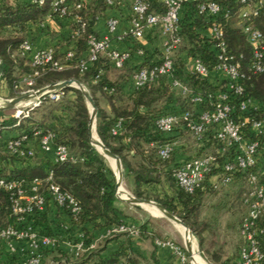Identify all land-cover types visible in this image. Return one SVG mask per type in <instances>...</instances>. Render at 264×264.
I'll list each match as a JSON object with an SVG mask.
<instances>
[{
  "label": "trees",
  "instance_id": "16d2710c",
  "mask_svg": "<svg viewBox=\"0 0 264 264\" xmlns=\"http://www.w3.org/2000/svg\"><path fill=\"white\" fill-rule=\"evenodd\" d=\"M58 1L47 0L43 6H38L32 0L30 2L2 0L0 3V82L9 90V97L15 96L12 92L13 82L23 75L32 74L34 70L30 65L31 54L22 56L19 46L27 40L35 50L30 40L33 28L47 30V22L60 24L65 21L69 28L65 41L72 44V47L65 51H61L63 45L51 49L54 60L58 61L64 69L43 74L36 80L33 90L65 80H76L83 84L96 107V134L105 148L119 158L124 178L131 186L134 196L138 199L151 200L177 217L197 239L199 249H202L207 241H210L212 245L219 244L218 235L215 232L216 223L203 222L200 219L201 201L210 192L217 193L228 188L230 192L223 198L222 205L218 208H231L230 204L233 201L232 203L230 201L233 199L246 209L243 199L248 176L251 172L264 169V133L255 137L248 125L243 127L246 139L251 141L256 139L259 142L258 165L253 170H236L230 175V181L224 185H220L221 179L228 175L221 169V165L224 161L232 159L233 149L220 153L223 145L214 138L216 126L209 128L202 142L193 140L192 158L217 155L219 166L192 194H188L178 187L173 177L175 170L182 164L175 163V148L167 160H162L158 155L160 146L173 143L177 138L182 139L186 131L179 127L171 133L163 134L155 129V121L166 114H180L184 110L199 113L212 108L209 104L211 101L192 104L188 96L181 95L180 91L172 86L171 79H177L185 84L192 94L211 95L213 103L217 102L214 97L216 93L227 92L233 109V118L236 121L264 117V73L248 74L251 49L242 35L240 26L237 25V16L242 5L234 0H214L220 6V14L207 16L198 12L196 3L183 4L179 11L181 44L174 55L172 76H160L127 93L120 82H127L130 78L133 79L139 70L158 64L161 50L149 53L142 43L127 39L125 42L131 43L132 51L144 57L145 61L142 65L136 69L127 68L128 60L121 68H115L109 59L100 55L86 71L81 72L76 65L79 60L87 57L88 38L90 36L99 38L93 30L95 22L98 18L104 17L107 10L118 7L120 0H63L61 6L67 8L64 16H60L54 10V3ZM124 1L130 9L129 0ZM149 4L150 9L156 13L161 14L166 10L165 5L159 0H149ZM78 5H80L79 8ZM248 23L254 25L264 36V5L259 14L256 17L252 16ZM214 24L223 31L227 51L243 56L242 71L247 78L241 81L243 92L240 95L228 91L227 78L215 69L217 50L215 41L209 36V31ZM77 31H79L78 34H76ZM139 50L142 51L141 54H138ZM69 51L73 53L71 58L66 57ZM128 52L131 56L132 52ZM194 58L201 60L209 71L208 77L202 78L188 70V64ZM110 73L116 75L115 79L109 78ZM62 91L64 95L59 101L43 102L54 104L53 109L48 112L50 124H46L43 117L39 124L26 123L27 120L24 119L22 123L14 127L15 119L11 118L8 126H5V122L0 119L4 139L15 133L16 136L26 134L29 138H32L35 131L40 132L39 137L51 133L52 145L65 146L71 158L64 163H55L41 155L38 149L35 150V156L20 158L10 154L4 149L3 144L0 148V158L5 167L1 168L0 177L31 180L36 177L45 178L48 173H52V182L58 185L61 191L71 195L79 204L80 212L73 218L67 210L59 208L47 198L43 212L32 217L31 223L41 234L57 240L54 248L44 250L45 262L47 264H155L154 255L151 256V262H144L135 253L126 254L121 250L107 258L101 256L105 245L117 239L118 236L133 238L128 237L126 233L108 236L96 248H89L76 258L73 255L70 257L59 247L61 239H68L71 243L81 239L88 247L92 237L84 225L91 224L94 229L118 227L123 225L125 218H128L117 206L119 201L115 193L116 177L113 170L106 159L91 145L88 131L90 114L82 93L74 88H65ZM100 101H103L105 106H101ZM242 102H248L245 111L240 109ZM113 131H116V134H113ZM17 161L25 164V167L13 168L14 162ZM215 175L218 176L216 182L209 184V178ZM159 187L165 192H156V188ZM151 193L154 196H151ZM50 204L53 207L52 211L49 210ZM50 212L53 213V220L48 219ZM3 214L7 217V222H0V227L14 224L9 214L7 197L0 192V216ZM65 222H69L68 229L65 227ZM258 222L264 230V217ZM137 228L138 236L146 234L142 226ZM74 229L82 232L81 236H74ZM237 232L239 234V227ZM205 235L210 238H206ZM242 244L239 236L236 253L230 256H225L221 250L216 249L217 245H209L206 250L208 264H238ZM260 246L264 255V236L260 239ZM1 249H4L2 244H0ZM8 259L9 261L18 260L9 256ZM259 264H264V257Z\"/></svg>",
  "mask_w": 264,
  "mask_h": 264
},
{
  "label": "built area",
  "instance_id": "2783aa9c",
  "mask_svg": "<svg viewBox=\"0 0 264 264\" xmlns=\"http://www.w3.org/2000/svg\"><path fill=\"white\" fill-rule=\"evenodd\" d=\"M46 1L32 0L38 6L45 5ZM160 1L166 7L165 12L161 14L150 9L149 0H131L129 28L125 33L116 36V40L119 42L133 39L142 43L146 32L158 31L164 38L159 63L148 69H141L133 76L135 88H140L160 76H172L174 72V55L181 44L179 11L183 4L196 3L198 12L207 16L220 14V6L214 0ZM234 1L242 5L237 16V25L240 26L242 35L251 49L248 74L264 73V36L254 25L248 23L252 16L256 17L259 14L263 8L264 0ZM62 3L63 0L54 3V10L60 16H64L67 11L66 7L61 6ZM77 7L79 8L80 5ZM117 25V19H109L106 23L108 34H114ZM209 36L215 41L217 50L216 71L227 78L228 91L240 95L243 92L241 81L247 78L242 71V54L236 55L227 51L223 31L216 24L211 27ZM87 45L86 59L79 60L76 65L81 72L86 71L88 66L96 61L100 55H104L109 59L115 68H121L130 58L128 51L122 52L110 48L108 41L101 38L90 36ZM19 52L22 56L31 54L30 65L34 70L32 74L23 75L13 82L12 92L15 95L14 97L34 92L33 86L43 74L49 71L59 72L64 69L58 61L54 60L51 49L34 50L31 43L26 40L19 46ZM141 53L142 51L139 50L138 54ZM72 56L71 51L66 54L67 58ZM188 70L202 78L209 75V71L199 58H194L189 62ZM171 84L180 91L181 95L188 96L192 104L197 105L211 101L209 104L212 108L199 113L184 110L180 114L163 115L155 121L157 131L168 134L181 127L188 132L193 140L202 142L209 128L216 126L214 138L223 145L220 153L223 154L230 149L234 151L232 159L224 161L221 165V169L228 176L221 179L220 185L228 183L230 175L238 169L253 170L257 167L259 142L256 139H253V141L246 139L243 127L248 125L253 136L258 137L264 133V117L260 119L244 118L242 121H236L233 118V109L227 92L216 93L214 97L217 102L213 103L211 95L192 94L189 88L177 79H171ZM63 95V91L58 90L27 102L25 105L32 104L34 107H38L46 100L59 101ZM248 102L240 104L242 111L246 110ZM19 107L13 108L15 113L10 116L16 120L14 127L18 126L23 119L28 118V111L24 112ZM0 131V148L3 144L4 149L12 155L20 158L33 157L36 153L35 150L38 149V151L45 154L53 151L55 163H64L71 160L65 146L52 145L53 135L51 133L39 137L40 132L35 131L32 138L24 134L20 136L10 135L7 139H4L1 122ZM113 134H116V131H113ZM30 142L35 143L36 149L28 147ZM173 152L174 143H167L158 148V155L162 160L169 159ZM218 164L217 155L191 158L184 161L175 170L173 177L180 189L192 194L205 181L206 177L219 166ZM0 192L6 195L9 214L14 220V224L0 227V244L4 246L9 254L17 255L19 264H42L44 250L54 248L57 240L54 237L41 234L31 223L32 217L43 212L47 198H49L59 208L67 210L75 218L80 212L78 202L71 195L61 191L59 186L52 182V173H48L45 178L36 177L31 180L0 177ZM243 204L246 211L239 224V236L243 244L239 250L238 264H259L264 257L260 246V239L264 236V230L258 222L264 217V171L249 174ZM113 233H126L129 237H137L139 229L135 226L121 225L116 227ZM162 245L173 248L181 263L186 262V257L171 242H164ZM71 247L73 248V256L76 258L92 246L86 247L84 242L79 239Z\"/></svg>",
  "mask_w": 264,
  "mask_h": 264
},
{
  "label": "crops",
  "instance_id": "0c3cea01",
  "mask_svg": "<svg viewBox=\"0 0 264 264\" xmlns=\"http://www.w3.org/2000/svg\"><path fill=\"white\" fill-rule=\"evenodd\" d=\"M11 2H16L18 0H8ZM19 1H31V0H19ZM131 0H129L130 2ZM160 1V0H159ZM2 0H0V3ZM126 1L120 0V5L114 9H109L105 12L104 17L98 18L97 21L94 24L93 30L97 34V36L101 39L107 40L109 43L110 48L126 52V51H131V56L129 59V63L127 65V68L130 69H136L140 65L144 63V57L137 55L132 51V46L130 42H119L116 40V36L121 35L125 33L128 28H129V20H130V9L127 4H125ZM161 2V1H160ZM130 5V3H128ZM117 19L118 20V25L116 27V30L114 34L110 35L107 32V26L106 23L109 19ZM48 29H43V30H38L36 28L32 29V32L30 34V40L33 43V46L35 50H43V49H52L54 47H57L59 45H63V48L61 51H65L66 49L72 47V44H69L68 41L66 42L65 39L68 37L69 34V28L65 24V21L61 22L60 24L55 23V22H47ZM44 27V26H43ZM164 38L161 36L160 32L158 31H148L145 34V38L142 41V44L145 48V50L149 53H153L157 50H162V45H163ZM116 75L114 73L109 74L110 79H115ZM121 87L123 90L127 93H130L135 89L134 86V81L132 78H130L129 81H122L120 82ZM7 94H9V90L6 88ZM13 98V97H10ZM196 112H198L196 110ZM16 135V133H15ZM174 143V157H175V163L176 164H181L183 163L188 156L191 155V150L189 151L188 143L186 141H183L181 138H177ZM29 148L36 149V145L34 142H30L28 144ZM189 148V149H188ZM41 155H44L47 158H49L52 162H54V153L53 151L49 153H42ZM111 166L115 169V162L113 160H110ZM10 167H12L10 165ZM25 167V164H22L21 162H14L13 168L16 169H21ZM1 168H5L3 162L1 161L0 158V170ZM264 171V169H263ZM218 176H212L209 178L208 183L213 184L216 182ZM120 189L122 190V193L120 192ZM118 192L122 195H127L125 189L123 188V184L121 183ZM222 202V201H221ZM119 205L120 203L117 204L118 208L123 212L125 216H129V210L132 209L130 206H126V208H121ZM128 205V204H127ZM145 206L147 205H142L141 208L146 209ZM52 204L49 205V210L52 211ZM125 210V212H124ZM227 210V209H226ZM148 211V210H146ZM150 212V211H148ZM153 215H156L152 212H150ZM48 219L53 220L54 216L53 213H48ZM134 219V220H133ZM160 220H145L141 216L134 217L132 219L125 218L123 225L125 226H142L145 229V234L144 236H137L133 238H127L125 236H118L117 239L112 240L108 242L105 245L104 251L101 253V256L103 258H107L111 255H114L116 252L119 250L124 251L126 254L130 253H135L139 258H141L142 261L144 262H151V256L154 255L156 263L155 264H200L198 262L199 256L195 253V248L192 242V238L188 232V230L184 228H179L174 222H170L169 220H165L166 222H159ZM171 223L177 233H179V236L183 242V247L178 246L174 243H172L174 246H176L179 251L186 257V262L181 263L179 256L175 253L174 249L162 245L164 241H160L158 238H153L152 237V230L153 227H157L159 223H164L168 224ZM65 227L68 229L69 222H65ZM87 228V231H89V234L91 235V243L89 244L88 247L92 246L91 249H94L98 246L102 240L108 236L112 235H120L122 233H113V231L116 229V227H101L99 229H94L91 224H86L84 225ZM217 227V226H215ZM238 222L235 224H232V222H227L224 225V232L229 233L233 228L238 231ZM182 229V230H180ZM223 229V227H222ZM78 229H74V236L79 235L81 236L82 232H78ZM167 232L166 230H160L159 234L161 235L165 234ZM150 234V237L148 235ZM219 234V233H218ZM193 236V235H192ZM129 237V236H128ZM131 242H129V241ZM218 240H220V237L218 236ZM191 246V249L193 251V259H191L190 253L188 252L186 248V242ZM126 242H129L126 244ZM160 242V243H159ZM169 242V241H165ZM74 244L71 243L68 239L62 240L59 243V247L67 253L70 257L73 255V248L71 245ZM9 257H15L17 258V255H11L9 254L5 248L0 250V261L4 262L5 264H18V260L14 261H9ZM177 256V257H176ZM45 262V256L43 254V261L42 263ZM153 264V263H152Z\"/></svg>",
  "mask_w": 264,
  "mask_h": 264
},
{
  "label": "rangeland",
  "instance_id": "374dc122",
  "mask_svg": "<svg viewBox=\"0 0 264 264\" xmlns=\"http://www.w3.org/2000/svg\"><path fill=\"white\" fill-rule=\"evenodd\" d=\"M15 78H17V77H15ZM8 98H10V97L6 92L5 84L0 82V106H1V101L3 99H8ZM25 104H27V103H25ZM25 104H23L21 106H24ZM100 105L105 106L103 101H100ZM53 106H54L53 103H46V104L42 103L38 107H34L32 104H30L29 106L25 105L24 107H22V108L19 107V108H20V110H24V112L28 111V119L25 118V120L28 121V122L26 121V123L30 122V123H34L36 125V124H39L38 122H40L41 119H43V117L45 118L44 122L46 124H50L51 120L48 121V118H49L48 112L51 109H53ZM88 110H89V108H88ZM14 113H15V109H13V108L12 109L11 108L0 109V119L5 122V124H4L5 126L9 125L8 122H10V119H11L10 116ZM23 121H24V119H23ZM95 128H96V123H95ZM94 134H95V132H94ZM93 136L96 137V135H93ZM182 140L186 141L188 143V147L190 148V149L189 148L188 149H189V151L191 150V153H192L193 145H194L192 137L188 133L185 132L184 136L182 137ZM188 158L189 159L192 158V155H190V157L188 156ZM106 161H107V164L113 170L114 168L111 166L110 160L106 159ZM121 183L123 184V188L125 189V191L127 193V195L121 194L123 197L131 196V197L137 198L134 196L133 191L131 190V186L129 185L127 180L124 178L123 173H122ZM157 191L158 192H161V191L165 192L163 190V188H160V187L156 188V192ZM229 192L230 191L228 190V188L222 189L217 193L210 192L208 195H205L203 197V199L201 201L200 208H199L200 219L203 222H211V223L215 222L216 223L217 227L215 228L216 229L215 232H217L216 234L220 237V240L217 241V242H219V244L213 243V245H215V246L217 245L216 249L221 250L222 251L221 253L225 254V256L226 255L230 256V255L236 253V250H237L236 246H237V243L239 242V234H238L237 230H235L234 228L229 233L224 232L225 231L224 225L227 222H232V224H234V223L236 224L237 222H240L241 218L244 216L245 211H246V209H243L242 206H240V204L238 202H234L233 199H231V201H230L231 203L233 201V203L230 204L231 208H229L227 210H226V208H223V207L218 208L219 205L220 206L222 205L221 201L223 200L224 197L228 196ZM224 194H226V195H224ZM151 196H154L153 193H151ZM148 201H151V200H148ZM151 202H153V201H151ZM119 203L121 204V205H119L121 208L124 207L127 209L126 206H130L132 208L128 211L129 216L127 215V217H129L130 219L137 217V216H141L145 220H148V222L150 220H153V221L160 220L159 222H161V221L166 222L165 220H169L168 218H166L161 213V211L159 209L155 208L154 206L147 205V206H145L146 209H139V208H136L130 204L127 205V203L122 202V201H119ZM153 203H155V202H153ZM146 210H148V211H150L156 215H153ZM124 212H125V210H124ZM0 222H7V217L5 216V214L0 216ZM170 222H172V221H170ZM170 222L167 225L164 223H159L157 227L154 226L153 230L151 232L152 237L158 238L160 241H164V242L169 241V242H172L178 246L183 247V242L179 236V233H177L175 231L173 225ZM222 227H223V229H222ZM160 230H163V231L166 230L167 232H165L164 235L163 234L161 235V233L159 234ZM180 230H182V229H180ZM205 236H206V238L209 237L207 235H205ZM148 237H150V234L148 235ZM191 238H192V242H193V245L195 248V253L200 257L198 262L200 264H208V261L206 259L207 258L206 250L208 249L209 245H212V244H210L211 242L210 241L205 242L204 247L202 249L201 248L199 249L197 239L194 236H191ZM207 240H210V239H207ZM0 264H5V263L4 262L1 263V261H0ZM45 264H47V263L45 262Z\"/></svg>",
  "mask_w": 264,
  "mask_h": 264
},
{
  "label": "water",
  "instance_id": "95a60500",
  "mask_svg": "<svg viewBox=\"0 0 264 264\" xmlns=\"http://www.w3.org/2000/svg\"><path fill=\"white\" fill-rule=\"evenodd\" d=\"M65 88H74L79 90L84 99L85 102L89 108V114H90V121H89V125H88V131H89V137H90V142L91 145L93 147H95V149L107 160H113L115 162V169H113V172L115 174L116 177V182H115V193H116V197L119 201L125 202L127 204H130L136 208L139 209H143L141 208L142 205H150V206H154L155 208L159 209L161 211V213L168 218L169 220H171L172 222H174L179 228H184L186 230H188L190 236H192L191 231L174 215H172L171 213L167 212L166 210H164L160 205L153 203L151 201H147V200H143V199H138V198H134L131 196H127V197H123L119 192L118 189L120 187L121 184V179H122V165L121 162L119 160V158L112 154L107 148H105V146L102 144V142L100 141V139L98 138L96 131H95V121H96V107L95 104L93 102V99L91 97V95L89 94L88 90L83 86V84H81L80 82L76 81V80H65V81H60V82H56L53 83L51 85L45 86L39 90H36L30 94H25L22 96H18V97H13V98H8V99H3L1 101V106L0 109H7V108H15V107H19L27 102L30 101H34L35 99L41 98L46 96L47 94L51 93V92H55L58 90H62ZM93 130L95 132L96 138L93 139L92 138V133ZM186 248L188 250V252L190 253L191 259H193V251L191 249L190 244L188 243V241L186 242Z\"/></svg>",
  "mask_w": 264,
  "mask_h": 264
},
{
  "label": "bare ground",
  "instance_id": "6f19581e",
  "mask_svg": "<svg viewBox=\"0 0 264 264\" xmlns=\"http://www.w3.org/2000/svg\"><path fill=\"white\" fill-rule=\"evenodd\" d=\"M93 131H94V130H93ZM93 135H95L94 132L92 133V138L95 139L96 137L93 136ZM115 166H116V165H115ZM120 185H121V184H120ZM120 192L122 193V190H121V189H120Z\"/></svg>",
  "mask_w": 264,
  "mask_h": 264
}]
</instances>
